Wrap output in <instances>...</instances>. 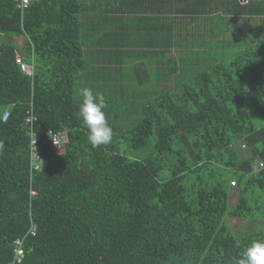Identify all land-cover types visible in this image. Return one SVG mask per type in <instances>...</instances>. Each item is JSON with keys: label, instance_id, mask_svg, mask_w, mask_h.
<instances>
[{"label": "trees", "instance_id": "trees-1", "mask_svg": "<svg viewBox=\"0 0 264 264\" xmlns=\"http://www.w3.org/2000/svg\"><path fill=\"white\" fill-rule=\"evenodd\" d=\"M17 3L0 0V264L19 237L20 264H234L264 238V0H35L23 21ZM84 87L109 144L87 140Z\"/></svg>", "mask_w": 264, "mask_h": 264}, {"label": "clouds", "instance_id": "clouds-1", "mask_svg": "<svg viewBox=\"0 0 264 264\" xmlns=\"http://www.w3.org/2000/svg\"><path fill=\"white\" fill-rule=\"evenodd\" d=\"M81 101L77 116L87 129V140L93 147L109 144L113 138V128L107 118V102L103 94L84 87L79 90ZM4 143L0 141V152L4 150ZM234 264H264V238L251 241Z\"/></svg>", "mask_w": 264, "mask_h": 264}, {"label": "built area", "instance_id": "built-area-1", "mask_svg": "<svg viewBox=\"0 0 264 264\" xmlns=\"http://www.w3.org/2000/svg\"><path fill=\"white\" fill-rule=\"evenodd\" d=\"M35 0H18L17 8L20 11L21 21H23L25 13L30 5ZM241 4H248L251 0H237ZM16 63L20 65L21 70L30 77L34 76L33 65L26 63L21 57L16 58ZM9 112L6 111L2 117V120L5 121L8 117ZM37 121V117L33 111V107L28 111L25 122L29 125L30 128V165L32 170H41L43 166V158L39 150V142L34 130V123ZM50 140L54 149L59 150L64 142L66 141L65 131H49ZM245 147V145H243ZM263 162H259V167H263ZM234 185V182H232ZM32 194H35L36 191L32 190ZM28 233L35 235L36 234V224L33 223L28 231ZM14 257L7 264H20L25 257L26 250L24 248V237H19L14 242Z\"/></svg>", "mask_w": 264, "mask_h": 264}, {"label": "rangeland", "instance_id": "rangeland-1", "mask_svg": "<svg viewBox=\"0 0 264 264\" xmlns=\"http://www.w3.org/2000/svg\"><path fill=\"white\" fill-rule=\"evenodd\" d=\"M22 38H23V40H21V42L18 45L17 44L18 38H17V36H14V42L17 44L18 47H23V45H24L25 38L24 37H22ZM241 149H243V153H245L246 150H247V148H244L243 146H241ZM257 167H259V164H258V166H257V164L255 165V168H257ZM236 196H237V188H236V186H232V188H231V194H230V199H229L231 205H234L235 204ZM229 224H230L231 230L234 233H238L241 230H243V229L246 228V226H245L246 224H245V220L244 219L229 218ZM258 226L259 225L257 223H251L249 225L248 229H255Z\"/></svg>", "mask_w": 264, "mask_h": 264}, {"label": "crops", "instance_id": "crops-1", "mask_svg": "<svg viewBox=\"0 0 264 264\" xmlns=\"http://www.w3.org/2000/svg\"><path fill=\"white\" fill-rule=\"evenodd\" d=\"M120 34H122V33H120ZM22 36V35H21ZM19 37V36H17V38H18V40H17V44L19 45V43L21 42V40H23V38L22 37H24V36H22V37ZM25 38V37H24ZM25 43V42H24ZM20 48H22V47H20ZM128 48H130V47H128ZM128 48H126V46H120V47H118L116 50H119V51H126ZM128 50H130V49H128Z\"/></svg>", "mask_w": 264, "mask_h": 264}]
</instances>
